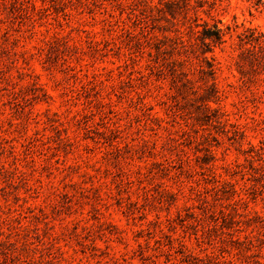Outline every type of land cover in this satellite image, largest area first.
Here are the masks:
<instances>
[{
  "label": "rangeland",
  "instance_id": "1",
  "mask_svg": "<svg viewBox=\"0 0 264 264\" xmlns=\"http://www.w3.org/2000/svg\"><path fill=\"white\" fill-rule=\"evenodd\" d=\"M256 39L264 0H0V264H264Z\"/></svg>",
  "mask_w": 264,
  "mask_h": 264
},
{
  "label": "trees",
  "instance_id": "2",
  "mask_svg": "<svg viewBox=\"0 0 264 264\" xmlns=\"http://www.w3.org/2000/svg\"><path fill=\"white\" fill-rule=\"evenodd\" d=\"M185 1H188V0H185ZM187 30L190 31L191 33H199V31H194V28H193L192 24H190V23L187 25ZM259 36H263V35L261 33H259ZM179 37H181V36H179ZM198 37H199V39L203 45L210 48L211 43H217V42L221 41L222 34H221V30L218 27H214L213 30H208L206 25L204 24L202 34L200 36L198 35ZM256 41H257V44L259 45V47H264V41H258L257 39H256ZM202 54H203V52H202ZM202 61H204L206 66L205 65H204L205 67L201 66L200 70L204 73H208L211 77H213V74H214L213 70L214 69H213V64L211 63V61L205 55H202ZM174 71L175 70L173 69V71H172L173 81L176 78ZM181 73H183V72H181ZM210 87H214V83H211Z\"/></svg>",
  "mask_w": 264,
  "mask_h": 264
}]
</instances>
